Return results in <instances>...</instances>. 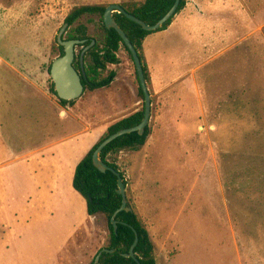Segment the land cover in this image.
<instances>
[{"label":"rangeland","instance_id":"obj_1","mask_svg":"<svg viewBox=\"0 0 264 264\" xmlns=\"http://www.w3.org/2000/svg\"><path fill=\"white\" fill-rule=\"evenodd\" d=\"M120 2L144 0H0V162L60 134L62 126L69 130L60 121L68 107L52 92L50 75L60 56L58 35L75 7ZM211 13L216 58L211 47L206 57L192 58L184 45L171 43L174 64L164 69L156 61V66L161 81L173 84L147 82L152 97L147 143L113 157L130 205L155 245L157 264H264V0H215ZM81 22L90 34L98 33V16ZM148 45L155 46L151 37ZM118 56L120 63L104 73L116 72L112 85L87 90L76 100L80 132L89 126L99 135L143 108L134 61L124 47ZM205 58V68L186 75ZM10 172L21 195L23 174ZM12 192L2 190L5 202H13L7 196ZM22 201L16 210L24 208ZM98 220L97 243L79 234L55 259V247L48 249L46 260L53 259L41 264H90L109 235L107 219ZM38 229L28 227L18 251L36 255L48 236L62 234L65 243L76 235L62 223H53L47 233L46 227ZM0 251V264H22L5 253V245Z\"/></svg>","mask_w":264,"mask_h":264},{"label":"crops","instance_id":"obj_2","mask_svg":"<svg viewBox=\"0 0 264 264\" xmlns=\"http://www.w3.org/2000/svg\"><path fill=\"white\" fill-rule=\"evenodd\" d=\"M214 6L215 0H187L186 7L175 16L168 29L147 36L143 43V53L153 83L159 82L161 86L173 84H165L161 81L156 61L163 63L164 69H170L174 64V59L169 55L172 50L169 45L174 41L178 45H184L185 53L188 56L191 55L192 58H197V55L202 54L206 57L207 50H210L209 47H211V53H216L213 54L212 60L216 58L218 55L217 25L216 21L211 19L214 16L211 13ZM150 37L155 45L151 49L148 45ZM208 61L209 58L201 60L186 75L192 77L195 72L205 68ZM21 106L19 105L21 109H25ZM73 106H66L68 109L61 112L66 114V117L63 116L60 121L62 125L68 123L69 130H63L62 126L60 134L47 136L43 140L47 142L42 141L36 146H31L30 150L14 156L10 161L0 162V246L5 245V253L21 261L22 264H41L44 261H51L53 258L49 257L51 259L46 260L45 255L49 254L48 249L54 247L55 250L51 251V254L55 251L54 259L59 254L63 255L66 248L79 234L87 242L97 243L102 232L101 225H99L101 223L98 220V217L102 215L90 216L88 214L87 202L74 189L73 179L77 165L105 132L97 135V129L89 126L80 132V121L74 114ZM16 163L22 164V169L20 165L12 166ZM11 170H20L19 174L21 172L23 174L21 195L14 191L16 179L14 173L10 172ZM2 190L13 191L7 194L13 202L4 201ZM21 199L24 208L16 210L15 206ZM53 223L67 225L76 235L69 242L66 240L65 243L62 242V234L48 236V241L41 247L39 246L43 249L38 248L36 255L30 251L29 253L18 251L21 240H23L22 234L25 235L24 232L28 230V227L31 230L37 227L44 230L46 227L45 232L47 233ZM23 246L28 249L26 240ZM1 253L3 251H0ZM56 259L59 263L60 258Z\"/></svg>","mask_w":264,"mask_h":264},{"label":"trees","instance_id":"obj_3","mask_svg":"<svg viewBox=\"0 0 264 264\" xmlns=\"http://www.w3.org/2000/svg\"><path fill=\"white\" fill-rule=\"evenodd\" d=\"M175 1L176 0H144V2L140 4L125 2H120L118 4L148 25H154L166 15L173 7ZM108 5L77 6L65 19V23L68 24L65 39L86 41L85 44L80 45L81 49L74 63L79 71L81 69L80 56L83 49L95 41V44L85 54L86 78L82 77L85 91H95L111 86L116 78V72L113 70L109 71L106 76H104V73L108 71L109 65H117L120 63L118 54L123 47L132 58L129 49L119 33L115 29H108L104 23V13ZM186 5L187 0H181L176 14L156 31H146L139 24L128 19L126 15L119 12L114 13V19L139 52L147 82L150 81V74L143 53V43L145 39L154 32L168 29L175 16L180 13ZM90 16L99 17L98 33L95 35L90 34L88 24L81 22L84 17ZM88 20L90 21L91 18ZM63 54L64 48L60 46V56ZM52 92L57 96L55 89H53ZM139 94L144 100V93L141 86H139ZM59 101L63 106H73L76 102V100L66 101L61 99H59ZM144 117L145 103H143L142 109L110 125L100 140L80 161L75 170L73 187L85 198L88 214L90 216L102 215L107 219L109 235L104 247L101 249L107 248L114 250V253H103L100 264H138L135 259L122 256L123 253H129L136 239V234L139 237V242L135 248L136 258L141 264H157L155 258V245L150 237V233L134 209L118 213L115 218L117 221V229H115L112 218L123 204V197L117 192L119 188L118 177L111 171L105 173L100 172L93 163V154L102 141L122 129L139 125ZM150 134L151 128L147 126L143 135H140L138 132H133L118 137L102 151L101 159L112 168L120 171L119 165L113 157L124 150H140L147 143ZM120 173L124 183L127 185L124 174L121 171ZM128 207L132 208L129 199ZM95 258L96 256L90 264H95Z\"/></svg>","mask_w":264,"mask_h":264},{"label":"water","instance_id":"obj_4","mask_svg":"<svg viewBox=\"0 0 264 264\" xmlns=\"http://www.w3.org/2000/svg\"><path fill=\"white\" fill-rule=\"evenodd\" d=\"M180 2L181 0H176L173 7L166 13V15H164V17H162L154 25H148L143 20L139 19L135 15L126 11L118 3H113L108 5L104 13V23L106 27L108 29H115L119 33V35L122 37L125 45L127 46V48L129 49L132 55L135 64L136 74L145 98L144 99L145 117L143 121L137 126L127 129H122L110 135L108 138H106L104 141L100 143V145L97 147L96 151L93 154V163L100 172L105 173L107 171H111L118 177L119 188L117 192L123 197V204L121 208L118 211H116V213L112 218V223L114 224L115 229H117V221L115 220V218L118 215V213L121 211H131L133 210V208L128 207L126 184L123 181V177L120 171L106 164L101 159V153L107 147V145H109L112 141H114L115 139H117L122 135L130 134L133 132H138L140 135H143L145 133V129L149 125L151 119L152 97L148 88L143 62L139 56V52L136 49V47L133 45L131 40L128 38L124 30L118 25L113 15L115 12L122 13L126 15V17L131 21L139 24L144 30L156 31L176 14ZM67 29H68V24L65 23V25L62 27L58 35L57 41L59 46H62L64 48V54L62 56H59L57 59L53 61L50 69V75L55 85V91L57 93V97L61 100L73 101L81 98L85 93V86L82 81V77L86 78L85 54L95 44V41H93L91 45L83 49L82 54L80 56L81 69L79 71L74 65L77 57L76 47L85 44L86 41L78 40V39H72V40L65 39L64 34H66ZM138 242H139V237L136 234V239L133 245L131 246L129 253H123L122 256L131 257L135 259L138 262V264H141L139 260L136 258V254H135V248ZM103 253H114V250H110L107 248L101 249L96 255L95 264H100V259Z\"/></svg>","mask_w":264,"mask_h":264}]
</instances>
